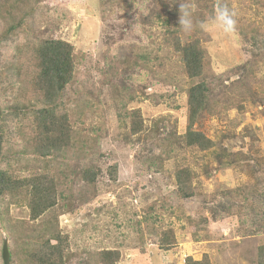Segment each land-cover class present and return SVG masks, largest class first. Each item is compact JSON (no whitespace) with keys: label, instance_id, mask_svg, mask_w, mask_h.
<instances>
[{"label":"rangeland","instance_id":"rangeland-1","mask_svg":"<svg viewBox=\"0 0 264 264\" xmlns=\"http://www.w3.org/2000/svg\"><path fill=\"white\" fill-rule=\"evenodd\" d=\"M38 2L12 29L0 12L1 169L27 177L29 167H47L60 185L56 210L35 224L43 221L44 232L52 222L66 239L69 264H84L104 249L120 252L115 264H259L264 0H224L236 13L233 34L214 26L187 35L179 30L184 41L198 38L204 51V73L195 79L186 75L174 40L163 38L178 24L179 14L169 11L179 0ZM190 4L194 19L212 14L211 0ZM45 39L67 41L75 50L74 77L56 112L72 142L67 152L41 157L48 163L38 159L45 136L36 126L38 95L31 85L23 92L37 63L26 46ZM199 82L214 97L193 125L214 143L208 151L185 139L188 89ZM91 166L97 180L88 184L83 170ZM115 167L116 181L109 171ZM179 168L189 170L190 197L179 192ZM62 194L72 204L65 205ZM8 200L0 198V264L5 240L23 261L32 235L14 222L29 219L28 208ZM10 260L21 264L16 255Z\"/></svg>","mask_w":264,"mask_h":264},{"label":"trees","instance_id":"trees-1","mask_svg":"<svg viewBox=\"0 0 264 264\" xmlns=\"http://www.w3.org/2000/svg\"><path fill=\"white\" fill-rule=\"evenodd\" d=\"M168 1L173 5L172 2L175 0ZM38 3V0L34 2L31 0H0V12H3L5 16L12 20L6 23V26H9L10 29L14 26H22L23 20H20L19 14L27 15L32 13ZM211 3L213 13L216 0H211ZM173 7L174 9L169 11L171 16L172 14H179V5H173ZM169 23L170 20L164 24L169 26ZM178 27L179 23L174 26V29H168L167 32H164L163 38H165L166 44H168L169 38L174 40L172 48L180 56L188 78H199L204 73V51L198 38L184 41L178 33L180 30ZM26 48L34 51L37 63L33 72L29 73L30 79L28 78V82H24L26 86H24L23 92H26V89L31 85L33 91L38 95L37 99L39 98L40 106L37 113L36 126L41 131L42 137V132L45 133L44 138L39 142L38 150L40 155L38 159L40 160L39 162L48 163V160L44 161L45 157L42 159L41 157L50 155L51 152L63 151L72 142L71 135L67 132H62L64 120L58 117L56 112L60 108L59 104L63 92L74 77L75 50L69 42L58 39L30 42ZM213 101L214 97L211 93V88L205 82H199L188 89L190 126L185 138L188 146L199 147L203 151H208L214 146V143L203 133L193 130V125L202 117ZM52 118H59L61 122L57 121L55 123ZM3 142L4 137L0 127V198L8 195V205L16 204L21 206L24 204L28 208L29 219L14 222L17 225L16 229H26L27 232L31 230L32 234L31 236L28 235L29 240L26 245L27 255L26 258L24 257L25 260L20 261L18 249L15 251L9 247L10 259L11 256L16 255L21 264L27 263L26 259L31 260V262H28L29 264H69L68 261L71 260L72 256L67 251L66 239L57 229H54L52 222L48 220L50 225L46 227L44 232L41 229L42 227L44 230L43 221L39 225L35 224L40 219L48 218L56 210L60 201L58 195L60 185L56 179L48 174L47 167L31 166L29 167L30 169H27L30 172L27 177H16L13 172L9 173L2 170ZM69 149L70 147L66 149V152ZM94 168L97 167H85L83 170V180L88 184H93L97 180ZM109 171L113 180L116 181L117 167L114 170L109 169ZM189 177L190 173L187 168L178 169L176 179L179 192L184 194L183 197H190L193 194V192L188 191L187 187ZM62 196L64 197L65 205L69 206L72 204L63 194ZM47 213L49 215L45 217ZM260 256L262 258L260 257L259 264H264V246L260 247ZM119 259V251L104 249L96 254L95 259H87L84 264H115ZM189 262V264H203V262H193L190 259Z\"/></svg>","mask_w":264,"mask_h":264},{"label":"clouds","instance_id":"clouds-1","mask_svg":"<svg viewBox=\"0 0 264 264\" xmlns=\"http://www.w3.org/2000/svg\"><path fill=\"white\" fill-rule=\"evenodd\" d=\"M236 13L231 10L224 0H216L213 13L205 19H194L190 0H179V29L184 34L194 30L207 31L214 26L224 34H233L236 30ZM6 235V233H5Z\"/></svg>","mask_w":264,"mask_h":264},{"label":"water","instance_id":"water-1","mask_svg":"<svg viewBox=\"0 0 264 264\" xmlns=\"http://www.w3.org/2000/svg\"><path fill=\"white\" fill-rule=\"evenodd\" d=\"M2 258H3V264H11L10 263V250L8 246V242L5 240L3 249H2Z\"/></svg>","mask_w":264,"mask_h":264}]
</instances>
